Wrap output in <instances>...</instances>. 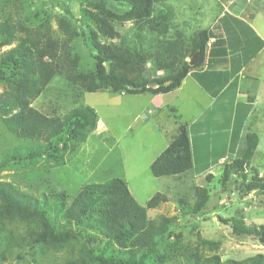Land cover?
Returning <instances> with one entry per match:
<instances>
[{"label": "trees", "instance_id": "1", "mask_svg": "<svg viewBox=\"0 0 264 264\" xmlns=\"http://www.w3.org/2000/svg\"><path fill=\"white\" fill-rule=\"evenodd\" d=\"M56 1L62 13L58 34L49 25L51 15L47 10H37L22 20L17 19L15 11L0 20V86L6 88L0 95L1 122L5 133L16 140L7 155L1 156L0 171L10 164H33L44 158L63 165L64 155L75 153L97 130L100 118L84 104L54 117L32 107V101L50 88L55 79L67 82L76 97L84 92L157 96L176 91L212 55L213 32L199 29L187 39L175 25L176 12L169 5L171 0H78L79 19L72 10L77 0ZM220 3L216 8L218 18H222L225 9V4ZM124 21L131 22L132 28L121 36L115 23ZM115 38L120 41L108 42ZM214 43L212 47L217 45ZM196 53L198 62L191 66L189 60ZM85 55L90 58L89 68L83 66ZM245 74V79L250 78ZM171 112L177 119V135L151 164L155 178L183 174L193 167L188 125L180 122L178 111ZM259 142L258 134L251 131L246 135L241 155L222 164L218 180L220 198L264 193V175L250 168ZM99 173L98 170L95 175ZM214 179L213 174L206 177L210 183ZM48 196L53 203L58 202L56 210L63 212V226L54 223ZM194 197L191 211L181 217L196 221L207 215L205 210L212 194L208 188L196 187ZM169 199V195L157 193L142 206L120 177L104 182L93 180L83 185L76 197L64 190L50 189L37 198L12 182H0L1 221L6 219L5 215H11L10 220L27 223L33 231L32 243L26 245L27 238L19 234L10 235L6 249L34 252L43 248L57 253L79 244L80 250L70 249L72 256L64 264H264L263 254L243 260H222V241L205 238L202 227L195 222L187 227H191L190 235L198 238L196 244L180 247L175 220L181 217L160 215L151 219L148 215L161 203H169ZM188 203L182 199L179 207L183 210ZM244 212L219 217V221L229 226L236 238L252 237L264 246V225L248 226ZM88 227L95 231L92 239L82 234L81 229ZM208 249L214 254L206 253Z\"/></svg>", "mask_w": 264, "mask_h": 264}, {"label": "rangeland", "instance_id": "2", "mask_svg": "<svg viewBox=\"0 0 264 264\" xmlns=\"http://www.w3.org/2000/svg\"><path fill=\"white\" fill-rule=\"evenodd\" d=\"M220 2L225 4L229 10L232 9L234 14L240 13L242 15L239 22L241 25L252 26L264 38V0H171L169 5L176 12V27L183 31L188 39L196 30L209 29L216 23L219 25L224 23L223 19L218 18L220 13L216 14V8ZM59 6L56 0H0V20H3L8 13L15 11H18L17 19L22 20L37 10H47L51 15L49 25L53 33L58 34L61 31L58 19L62 15ZM72 10L75 17L79 19L81 8L78 0L72 6ZM224 13H227V9H224ZM249 13L254 14L253 21L249 20ZM115 24V28L121 36H124L125 31L132 28V23L128 21H124L123 24ZM119 41V38L108 40V42L114 43ZM84 49L81 44L80 51H83V54ZM253 62L246 73L250 77H256L254 82L250 84L254 89L245 93L244 83L242 94L254 98L252 120L247 122V125L252 124V129L246 130V133L249 134L254 131L258 134L260 142L250 168L256 169L260 176H263L264 49ZM83 66H88V68L91 66L90 58L87 55L83 57ZM190 89L191 91L195 90L194 88ZM5 90V86H0V95ZM180 93V96L177 94L170 95L168 100V102L176 100L179 107L178 115L181 117L180 122H189L196 118L200 112L201 115L204 114L203 123L213 125V116L211 115L213 109L206 100L197 98L195 104L194 102L191 103L194 99L189 92V85H184ZM152 97L150 94L125 95L108 92H84L81 96L76 97L73 88H70L69 84L67 86V82L64 83L61 79H55L50 88L32 101V107L47 116L54 117L64 115L78 104H84L93 108L98 114L101 120L97 127L98 131L89 134L86 141L79 145L75 153L67 152L62 160L63 165H57L48 158L33 164H10L8 169L0 171V182H12L23 192L37 198H42L44 194L50 192V189L64 190L71 197H76L82 190V186L93 180L104 182L108 178L120 177L126 180L131 194L142 206H145L157 193L169 195V203H161L157 208L149 211L148 215L151 219L160 215L169 217L185 215L191 211L196 200L194 197L195 188L205 187L212 194L211 203L205 210L207 215L198 217L196 221L184 216L175 220L179 226V246L185 248L196 244L198 238L190 235L189 229L191 227H187L195 222V225L202 227L205 238L222 241L220 254L224 261L228 259L243 260L257 254L264 255L263 245H260L252 237L236 238L229 226L223 225L219 221V217H232L237 214V211L244 210V213L247 214L246 217H248L245 220L248 226L264 225V193L253 192L246 198H240L237 195L234 197L224 195L220 198L218 180L222 172V165H216L214 160H209L211 166L207 169V171H212L211 173L215 176L212 183L208 182L205 177L193 181L185 178L176 182L174 180L168 182L158 180L152 175L150 166L161 155L167 142L164 139L166 135L163 133L170 131V128L174 129V124L177 122L174 114L166 108L159 110L150 105ZM218 115H220L219 112L215 119L220 123L221 121L217 119ZM206 117H210L211 122ZM1 121L2 114H0V159L1 156L7 155L16 141L14 137L5 133ZM103 128H107L108 131L103 132ZM159 131L163 133H159ZM148 132L153 134L152 138H147ZM167 136V140H169V132ZM235 152L229 153V158L235 157ZM200 153L206 152L201 150ZM197 154L199 153L197 152ZM229 158L227 161H230ZM203 169H205L204 166ZM251 169H249L250 172ZM98 170L100 173L95 175ZM48 197H50L49 204L54 210L51 214L54 223L57 224L56 226H63L65 223L63 212L56 210V207H59L58 202L53 203L51 196ZM182 199L189 202L183 210L179 207V201ZM249 205H251L250 208H248ZM216 207L219 209L214 211ZM10 216L5 215L6 219L1 221L0 212V264H64L72 256L69 252L70 249L78 252L81 248L79 244L74 243L70 249H63L57 253H54L52 249L43 248H37L34 252L28 250L23 252L19 250L8 251L6 244L10 235L19 234L27 238L26 245L33 242V231L31 232L30 226L15 220V218L10 220ZM201 219H207V221L202 222ZM81 231L86 237L90 236V239L95 235V231L89 227L88 229L82 228ZM95 242L92 243L96 245ZM102 247L103 244L100 245V248ZM206 253L214 254V251L208 249Z\"/></svg>", "mask_w": 264, "mask_h": 264}, {"label": "crops", "instance_id": "3", "mask_svg": "<svg viewBox=\"0 0 264 264\" xmlns=\"http://www.w3.org/2000/svg\"><path fill=\"white\" fill-rule=\"evenodd\" d=\"M225 9H227V13L225 14L223 10L221 14L224 23L222 25L216 23L209 28L215 37L210 43V48H212L211 57L207 56L205 62L192 71L176 91L157 96L151 95L153 97L150 105H153L155 109L166 108L170 112L173 109L178 111L179 107L176 100H171L170 103L168 102L169 97L172 94L180 96L184 85H189V92L194 99L191 103L194 102L195 104L197 98L204 99L213 109L211 112L213 125L204 124L202 121L204 114L201 115L200 112L191 121L183 122L188 125L193 159L192 169L183 174L157 178L158 180L168 182L174 180L176 182L185 178L192 181L206 178L207 175L212 174V171H207L211 166L209 160H214L216 165H222L228 162L229 153L236 151L235 156H240L245 148L246 130L252 129V124L247 125V122L252 120L254 98L243 95L242 88L245 83V93L254 89L250 84L254 82L256 77H250L246 71L253 65V61L264 49V38L252 26L239 23L242 18L240 13H236V15L232 9L229 10L226 6ZM254 17L253 13L248 14L250 21H253ZM214 42L217 45L212 47V44H215ZM214 52H216L215 55H213ZM244 74L250 78L245 79ZM190 88L195 90L191 91ZM218 112L220 115L217 116V119L221 121L220 123L215 119ZM209 118L206 117L211 122ZM174 125V129L170 128V131L164 133L159 131V133L166 135L164 139L167 142L163 151L177 135L178 123L175 122ZM107 131V128H103V132ZM168 132L170 133L169 140H167ZM152 137L153 134L148 132L147 138ZM201 150L206 153L201 154ZM215 152L217 158L214 157ZM203 166L205 169H203Z\"/></svg>", "mask_w": 264, "mask_h": 264}, {"label": "water", "instance_id": "4", "mask_svg": "<svg viewBox=\"0 0 264 264\" xmlns=\"http://www.w3.org/2000/svg\"><path fill=\"white\" fill-rule=\"evenodd\" d=\"M198 57H199V55H198V53H196L195 56H194V57L192 58V60L190 61V65H191V66H194V65L197 64V62H198Z\"/></svg>", "mask_w": 264, "mask_h": 264}]
</instances>
